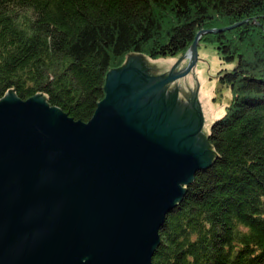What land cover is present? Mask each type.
<instances>
[{"label": "water", "instance_id": "obj_1", "mask_svg": "<svg viewBox=\"0 0 264 264\" xmlns=\"http://www.w3.org/2000/svg\"><path fill=\"white\" fill-rule=\"evenodd\" d=\"M238 26L205 32V23L174 67L127 53L104 75L87 123L42 92L21 100L8 89L0 99V264H152L166 216L219 158L194 75L199 41Z\"/></svg>", "mask_w": 264, "mask_h": 264}, {"label": "trees", "instance_id": "obj_2", "mask_svg": "<svg viewBox=\"0 0 264 264\" xmlns=\"http://www.w3.org/2000/svg\"><path fill=\"white\" fill-rule=\"evenodd\" d=\"M214 21L241 24L201 39L236 62L220 78L232 101L207 136L219 158L166 216L152 264H264V0H0V99L42 92L83 123L127 53H185Z\"/></svg>", "mask_w": 264, "mask_h": 264}, {"label": "rangeland", "instance_id": "obj_3", "mask_svg": "<svg viewBox=\"0 0 264 264\" xmlns=\"http://www.w3.org/2000/svg\"><path fill=\"white\" fill-rule=\"evenodd\" d=\"M219 25H221V27L223 29H227L226 27L224 28L223 23L214 21L212 23V29H214V30L207 29L206 31L203 30V32L204 31L205 32L219 31V30H216L217 29L216 27ZM240 26H241V24H240ZM234 29L226 30L224 33L228 32V31H232ZM220 30H222V29H220ZM218 34H221V33H218ZM215 35H217V34H214V33L208 34V35L203 36V38L204 37L211 38V37H214ZM199 44H202V45H198V48H197V61L194 65V75H196V80H198V78L200 80V82H199L200 86L198 89V95L200 96L199 99L201 101L205 98L204 101H207V102H203L202 105H204V103H205L206 109H208V113L210 115L211 122H213L217 118H220L221 116H223L225 114L227 107L230 105V103L232 101L233 95H232L231 88L228 85L221 83L220 78L222 77V75L224 73L232 72L233 68L235 67L236 62L226 61V60L222 59V56L219 55V52L217 50V46L214 42L206 41L204 39V40H200ZM183 54L184 53H181V54H178L175 56L161 57V58H157L154 60L149 59V58L148 59L151 61H156L158 59L170 60V61H172L171 66L174 67L175 64L178 62L179 58H181ZM184 59H185V56H183L181 60H184ZM188 65H189V62L187 64V66ZM192 69H193V67H192ZM192 69H191V71H192ZM201 70H202V72H201ZM186 77H187V80L191 79L190 71L187 74H185V78ZM179 81H180V77L178 78L177 84L179 83ZM202 84H203V86H202ZM210 110H211V112H210ZM224 110H225V112H224ZM214 113H216V116L214 115ZM210 128H211V125L209 127V130H207L208 134H209Z\"/></svg>", "mask_w": 264, "mask_h": 264}, {"label": "bare ground", "instance_id": "obj_4", "mask_svg": "<svg viewBox=\"0 0 264 264\" xmlns=\"http://www.w3.org/2000/svg\"><path fill=\"white\" fill-rule=\"evenodd\" d=\"M201 72H202V70H201ZM208 81V80H207ZM206 83V82H205ZM214 84V83H213ZM215 85V84H214ZM202 86H203V84H202ZM207 86V85H206ZM207 88V87H206ZM203 91V90H202ZM213 91V90H212ZM210 95V94H209ZM207 98V97H206ZM207 102V101H206ZM212 104V103H211ZM208 106V105H207ZM213 107V106H212ZM214 108V107H213ZM221 108V107H220ZM216 110V109H215ZM210 112H211V110H210ZM224 112H225V110H224ZM219 113V112H218ZM214 115L216 116V113H214ZM222 118V117H221ZM218 119V118H217Z\"/></svg>", "mask_w": 264, "mask_h": 264}]
</instances>
